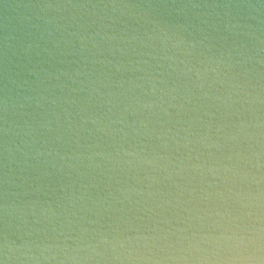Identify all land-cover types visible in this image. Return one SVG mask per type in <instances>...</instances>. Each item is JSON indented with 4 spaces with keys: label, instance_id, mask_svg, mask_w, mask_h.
<instances>
[{
    "label": "water",
    "instance_id": "obj_1",
    "mask_svg": "<svg viewBox=\"0 0 264 264\" xmlns=\"http://www.w3.org/2000/svg\"><path fill=\"white\" fill-rule=\"evenodd\" d=\"M0 264H264V0H0Z\"/></svg>",
    "mask_w": 264,
    "mask_h": 264
}]
</instances>
